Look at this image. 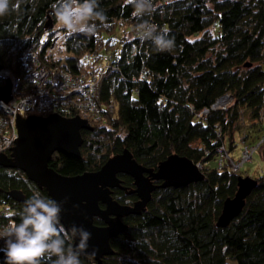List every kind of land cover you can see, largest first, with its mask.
I'll return each instance as SVG.
<instances>
[{"label":"trees","instance_id":"16d2710c","mask_svg":"<svg viewBox=\"0 0 264 264\" xmlns=\"http://www.w3.org/2000/svg\"><path fill=\"white\" fill-rule=\"evenodd\" d=\"M55 2L11 0L18 8L10 5L0 16V71L8 68L22 77L23 95L32 82L22 61L30 47L40 51L45 64L76 76L105 69L96 99L112 109L103 122L91 123L93 130H82L80 157L56 152L49 166L67 176L98 171L126 148L148 168L157 169L172 154L205 165L203 181L158 188L143 213L125 217L128 227L111 239L114 254L104 263L264 264V172L242 213L219 227L224 202L236 194L243 173L214 164L222 145L233 150L244 128L242 113L254 140L264 131V0H153L155 12L142 19L126 0H98L106 20L95 21L94 35L65 30L62 46L70 54L65 59L49 52L54 31L45 27L49 13L57 22ZM144 21L168 29L172 50L158 51L151 40L134 35L131 28ZM227 93L234 96L228 111L210 109ZM206 108L209 114L202 115ZM119 176L125 187L135 188L133 177ZM12 190L23 191L27 200L36 192L50 199L23 171L0 166V208L11 211L0 216L4 223H20L25 207L9 196ZM113 197L122 204L138 200L136 193L119 188ZM95 224L104 222L96 218ZM64 229L65 248H73V233ZM79 259L94 263L89 256ZM0 264H6L2 251Z\"/></svg>","mask_w":264,"mask_h":264},{"label":"water","instance_id":"95a60500","mask_svg":"<svg viewBox=\"0 0 264 264\" xmlns=\"http://www.w3.org/2000/svg\"><path fill=\"white\" fill-rule=\"evenodd\" d=\"M48 17L46 30L55 25L50 13ZM12 97V85L7 80L0 86V100L7 103ZM17 128L16 144L10 155L0 153V166L23 171L28 179L45 189L50 199L61 206L59 220L66 229L72 231L75 227L90 233L87 247L80 250L79 255L91 257L93 264H105L104 258L114 254L111 239L128 227L123 219L143 213L155 190L187 186L205 177L188 157L172 154L154 169L140 164L127 148L109 158L98 171L63 175L49 166L53 154L61 152L80 157L84 142L82 130H93L91 123L80 116L65 117L58 113L18 115ZM119 174L133 177L135 188L125 187ZM257 184L258 181L249 176L239 177L238 191L224 202L217 226L227 227L242 213ZM116 188L128 194L136 193L138 200L133 204L120 203L113 197ZM9 196L16 202L25 204L27 201L21 190H12ZM96 218L103 220L104 225L95 224ZM73 236V249L77 250L79 232Z\"/></svg>","mask_w":264,"mask_h":264},{"label":"clouds","instance_id":"9594fccd","mask_svg":"<svg viewBox=\"0 0 264 264\" xmlns=\"http://www.w3.org/2000/svg\"><path fill=\"white\" fill-rule=\"evenodd\" d=\"M126 4L133 8L137 18L142 19L155 12L153 0H126ZM10 5L11 0H0V16L9 12ZM11 8H18V3ZM52 14L69 35H94L97 29L95 21L106 20L98 0H56ZM139 33L141 40H151L158 51H170L174 47V39L170 38L167 28L158 29L144 21L139 25ZM60 212L61 206L55 200L46 199L39 192L34 193L19 213L20 223H10L0 234L4 239V247L0 251L6 257V264H41L45 258L52 264H81L79 251L86 249L90 233L73 227L72 232H79L80 236L77 250L71 246L65 248L66 232L60 224Z\"/></svg>","mask_w":264,"mask_h":264},{"label":"built area","instance_id":"2783aa9c","mask_svg":"<svg viewBox=\"0 0 264 264\" xmlns=\"http://www.w3.org/2000/svg\"><path fill=\"white\" fill-rule=\"evenodd\" d=\"M131 30L134 35H140L139 28L132 27ZM22 61L32 80L28 93L21 95L23 87L21 76L8 68L0 71V78L4 79L5 83L10 80L13 96L7 103L0 100V153L10 155L16 144L19 137L18 115L47 116L58 113L65 117L80 116L92 123L103 122L108 109H112L111 106L104 107L96 99L97 85L105 69L97 74L91 69L88 74L76 76L60 65L45 64L40 51L34 47L24 51ZM229 100L231 102V98ZM215 108L216 106L213 109ZM207 111L209 110L205 113ZM219 152L222 160L224 158L222 147L219 148ZM10 213L9 208H0V216H8ZM9 224L1 222L0 219V234ZM0 247H4L2 238Z\"/></svg>","mask_w":264,"mask_h":264},{"label":"bare ground","instance_id":"6f19581e","mask_svg":"<svg viewBox=\"0 0 264 264\" xmlns=\"http://www.w3.org/2000/svg\"><path fill=\"white\" fill-rule=\"evenodd\" d=\"M228 95H229L228 93L225 94L224 95L225 98ZM228 99H230V98H228ZM231 100H232L231 103H233L234 97ZM231 103H228V101H226V100L225 101H223V100L219 101L217 104H215V106H216L215 109H221L223 111H228ZM242 122L244 123V128H243L241 134L238 135L237 140H236V144H235L233 150H229L228 146L222 145L224 158L222 160L220 158H218L217 162H215L216 163L215 167L217 169L222 170V171L228 169L229 171H232L233 173H237V171L241 170L242 164H244L246 162L253 161L254 154L257 150H260L262 152L263 158H264V147L261 148V146L264 145V131L260 132L261 133L260 137H258V139H256V140H254L253 133L250 131L251 130L250 123H249L248 119L243 115V113H242ZM195 164L199 167L201 172L205 175V170H204L205 165L203 163H195ZM263 172H264V167H262L260 174H262ZM248 176L249 175L242 174L239 177H248ZM205 177H206V175H205ZM205 177H204V179H205ZM239 177H238V181H239ZM249 177L256 179L258 181L257 177H252V176H249ZM199 182H201V181H199ZM191 184H193V183H191ZM237 191H238V189H237ZM222 211H223V209H222Z\"/></svg>","mask_w":264,"mask_h":264},{"label":"rangeland","instance_id":"374dc122","mask_svg":"<svg viewBox=\"0 0 264 264\" xmlns=\"http://www.w3.org/2000/svg\"><path fill=\"white\" fill-rule=\"evenodd\" d=\"M48 20H47V22H48ZM49 30H53L54 31V34L52 36V39H54V42H53L54 44L49 49L50 54L53 55V57L55 59H59V58L65 59L66 56H70V54L62 46V39L64 37L63 36V33H64L65 29L61 28V26L59 25V23L56 22L55 25H54V27L52 29H49ZM46 31H48V30H46ZM49 39H50V37H49ZM228 94L229 95L226 98H225V96H222L221 98H219L221 100H219V99L218 100L219 101H222V100L223 101H225V100L228 101V98H231L232 99L234 97L231 93H228ZM218 100L211 106L210 109H213L214 108L215 104H217L219 102ZM228 103H231L230 100L228 101ZM210 109H208V108L204 109L202 111V115L209 114ZM206 110H209V111H207L205 113ZM214 164L216 165V163H214ZM262 167H264L263 154H262V152L260 150H257L255 152V154H254L253 161L246 162V163L242 164V167H241L240 172L243 173L244 175H249V176H252V177H257L261 173Z\"/></svg>","mask_w":264,"mask_h":264}]
</instances>
